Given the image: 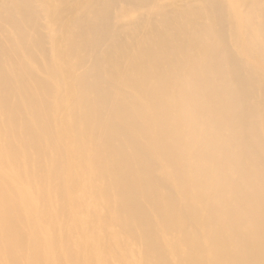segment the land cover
<instances>
[{"label": "bare ground", "instance_id": "6f19581e", "mask_svg": "<svg viewBox=\"0 0 264 264\" xmlns=\"http://www.w3.org/2000/svg\"><path fill=\"white\" fill-rule=\"evenodd\" d=\"M0 264H264V0H0Z\"/></svg>", "mask_w": 264, "mask_h": 264}]
</instances>
